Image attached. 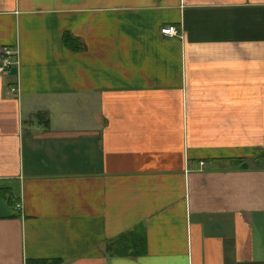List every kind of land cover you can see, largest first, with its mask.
<instances>
[{"label": "crops", "instance_id": "1", "mask_svg": "<svg viewBox=\"0 0 264 264\" xmlns=\"http://www.w3.org/2000/svg\"><path fill=\"white\" fill-rule=\"evenodd\" d=\"M2 45L0 264H264V0H0Z\"/></svg>", "mask_w": 264, "mask_h": 264}, {"label": "built area", "instance_id": "2", "mask_svg": "<svg viewBox=\"0 0 264 264\" xmlns=\"http://www.w3.org/2000/svg\"><path fill=\"white\" fill-rule=\"evenodd\" d=\"M180 29L176 24H167L163 25L160 29L161 33L167 34V35H177L179 34ZM0 52L2 53V58L0 61V72H8V69L17 64V59L13 55L12 49L7 45L0 46ZM21 203H17V206L19 207Z\"/></svg>", "mask_w": 264, "mask_h": 264}, {"label": "trees", "instance_id": "3", "mask_svg": "<svg viewBox=\"0 0 264 264\" xmlns=\"http://www.w3.org/2000/svg\"><path fill=\"white\" fill-rule=\"evenodd\" d=\"M35 264H43V262H42V261H39V260H35ZM49 264H54V262L49 263ZM56 264H57V263H56Z\"/></svg>", "mask_w": 264, "mask_h": 264}]
</instances>
